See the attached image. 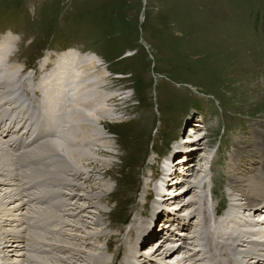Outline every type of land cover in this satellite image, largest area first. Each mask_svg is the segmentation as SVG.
Here are the masks:
<instances>
[{
	"label": "rangeland",
	"instance_id": "obj_1",
	"mask_svg": "<svg viewBox=\"0 0 264 264\" xmlns=\"http://www.w3.org/2000/svg\"><path fill=\"white\" fill-rule=\"evenodd\" d=\"M3 46L10 47L13 52L3 71L4 74L9 71L11 76L0 80L2 120L38 119L39 93L35 87L39 85L40 63L47 59L50 66L46 68L52 70V62L60 51L69 47L94 54L101 63L98 68L107 74L108 92H115L120 98L117 102H104L103 124L98 123L99 117L95 115L90 118V123L97 125L106 137L98 143L104 140L102 148L114 154L103 155L96 150V145H92V156L96 155L93 159L90 157L91 161L85 160L87 163H99L101 168L104 167L102 172H111L101 181L109 182L114 190L113 199L97 205L107 212L100 216L105 226L92 224L99 220V216L94 215V207L88 209L94 211L83 217V222L79 221L81 233L71 226L62 227L57 220L52 225L60 226L65 234L60 235L61 232L47 241H57L61 256L70 261L71 254L67 248H75L81 250L82 257L73 264H90L91 259L97 256L108 259V264L130 260L134 264H154L155 261L159 264H212L209 259L212 254L228 264L227 255L235 264H256L245 252L242 241L229 239L238 236L236 230L231 237H228L230 232H217L219 218L215 216V210L219 206L227 207L238 213L241 221L252 220L242 194L250 192L247 184L253 177L249 171L252 166L247 163L246 156L252 153H256V158L258 156L251 127L254 125L264 130V0H0V47ZM49 56L56 58L50 59ZM41 69H44L42 64ZM198 114L205 119V129L194 137L199 143H193L194 150L197 148L193 155L197 157L189 159L192 165L185 170V181L171 187V191H177L176 195L163 203L165 216H177L187 225L183 230L185 239L172 242L160 235L153 241L146 239L131 253H123L125 244L131 246L129 231L134 221L144 223L148 219L146 217H153L142 214L147 210L146 204L150 211L156 205L154 200L145 198L144 192L147 188L153 190L154 178L160 174V158L172 149L171 144L181 135L186 123L188 127L194 124ZM112 129L119 133L112 132ZM22 133L15 132L6 139H17ZM202 134L205 137H201L200 143L197 137ZM261 136L264 137V132ZM38 148L29 146L25 152L30 153L14 155L0 140V154L7 152L12 158L11 165L0 166V175L4 178L13 169L18 171V160L21 159L23 167L19 173L23 180L15 178L14 181V184L19 181L21 195L28 199L30 194L24 188L27 189V185L22 183L29 182L31 178L37 181V190H42L50 188L45 177H62L63 180H51L53 188L45 190L57 189L62 200L57 209L49 208L51 211H44L46 207L30 202L27 205L26 199L24 210L13 211L14 205L6 207L0 201L1 263L42 264L46 261L45 264H70L44 255L53 254L47 247V252L43 250L42 254L44 247L37 241L42 242L47 235L44 236L36 227L29 228L27 221L28 217L34 223L38 217L41 220L52 215L72 224L76 223L71 219L79 220L66 215L68 201L73 200L67 185L72 180L56 170L54 161H59V156L46 145ZM238 152L245 157L234 158ZM185 154L192 153H180L175 157L177 163V158ZM64 156L67 157L66 154ZM102 172L89 173L88 177L93 176L96 181L102 178ZM17 175L16 172L14 176ZM254 187L255 190L257 187ZM95 191L97 194L103 192L102 188ZM77 192L85 193L84 190ZM247 195L251 201L249 205L257 207L259 200L256 203ZM30 198L33 201L32 195ZM22 223L25 224L21 226ZM109 224L124 229L112 243L110 252L104 250L106 240L91 241L92 244L85 241L86 244L74 239V234L115 233L116 228H106ZM259 224L255 229L264 231L262 219ZM175 227L176 224L172 229ZM186 227L191 228L188 230ZM207 228L212 233V244L207 241ZM9 233L14 236L20 233L31 240L18 243L12 240L7 244L3 238L11 239L13 234ZM260 237L264 238V234ZM228 243L233 247L222 246ZM158 246L159 252L152 255L151 251ZM226 251L229 253L224 255ZM194 253L197 256L194 257Z\"/></svg>",
	"mask_w": 264,
	"mask_h": 264
},
{
	"label": "bare ground",
	"instance_id": "obj_2",
	"mask_svg": "<svg viewBox=\"0 0 264 264\" xmlns=\"http://www.w3.org/2000/svg\"><path fill=\"white\" fill-rule=\"evenodd\" d=\"M11 53H12V49L10 47H7V46H3L2 48L0 47V65L3 64V62L7 59V57L11 55ZM49 62L50 61L45 59V61L41 63L42 68L46 69L45 67H47L50 64ZM52 64H53V69L48 71V73L43 74L41 76L39 85H37V88H36L37 89L36 91L41 96L40 105L42 108L43 122L45 124L44 126L48 127L47 129H44V130L48 132L51 131V132L47 133L41 130L35 136L31 145H34L37 147L46 145L49 150L55 152L56 156H59V161H54L56 170L58 172H62L68 175L70 179L72 180L67 185L69 186V193L73 194L71 195V199L73 200L72 201L70 200L71 202L68 201L70 204H69V207L65 208L66 215L71 218H75L79 220L76 221L74 219H71L70 221H74L76 223V224H72L70 222L67 223L65 221H62L59 216L56 217V215H52L49 218L45 217V219H41L40 225H38L37 221L33 223L32 221L33 219H30L31 221L28 219L30 221L28 224L32 226L35 225L37 228L40 229V231L43 233L44 236L52 234L53 237H56L58 236V234L62 232L61 228L52 227V224H54L57 220L60 224H62V227L65 228L67 226H71V229H75L77 230V232L79 231L81 233L82 230H81L80 222L84 221L82 218L88 217L87 214L90 213L91 211H94V210H88V209H90L91 207H94L96 209L95 211L96 214L94 215L104 216L107 213L103 208H100L97 205L101 203L104 205V202H110V200L113 199L114 190L109 185V182L106 181L103 183V181H101L105 179L108 175L110 176L111 172L108 170H105L104 172H102L104 167L101 168L99 163H90V162L87 163L85 160L91 161V158L93 159V157L96 155V153H94L95 155L92 156L93 154L91 153V150L93 151L91 147L92 145H96L97 147L96 150L100 151V153L103 155L112 156V154H114L112 151L102 148L101 145L104 140L101 142V144L98 143L99 140H102L106 137H105V134L102 132V130H100L97 127V125L90 123V118H92L91 116L95 115L99 117L98 123L103 124L104 118H102V113L104 112L103 110L104 102H107V103L109 101L117 102L120 98L119 96H117L115 92L113 94H111L112 92L109 93L110 88H108L107 86V74L105 73L104 69L98 68L101 65V63H100V60L94 54H85L83 52H80L77 49L71 48L65 51H61L59 55L57 56V58L52 62ZM10 76L11 74H9V71H8V73H6L4 76V80L9 79ZM59 108H60V112H62L60 114L61 116H59L58 114ZM90 112L92 113V115H90ZM61 123H64V125L62 128V131L59 132L56 127L58 126L57 124H61ZM1 127L3 129L0 132V140L4 147L8 148L11 152L16 147H18V149L19 147L25 148L22 144H17L16 142L5 141L3 139L6 136L11 135V132L14 126L12 125L9 126L7 125V123H5ZM252 130L256 134H259L260 130L262 129L260 128L256 129L255 127L252 126ZM117 131L115 132L113 130L112 132L119 133ZM29 135H30V131L25 130L24 136H29ZM197 139H198L197 141L201 143L200 141L201 137ZM259 139H260L259 144L257 146L259 150L257 158L254 156H253L254 158H251L250 157L251 155L249 156V160H251L250 164L253 166L251 168L253 170V171L251 170L253 172V177L251 178L250 181L254 182L255 185L256 183L260 184V187H261L260 190H258V188H256L255 190L259 191V193L256 195L259 200L258 203L261 204L260 206L264 208V138L260 136ZM182 142L184 143V141ZM73 147H76V149ZM22 153L25 154V152H22ZM11 154H13V152ZM64 154H66L67 157H65ZM183 156L185 155H182L180 158L182 159ZM238 156L239 158H241V156L243 155L238 154ZM11 159L12 158L9 153L7 152L1 153L0 154V166L5 165V164L11 165L12 164ZM181 159L180 161L183 162V160ZM47 160L48 159L45 158V161ZM93 162H97V161H93ZM18 163H20V166H23L21 159L18 160ZM88 167H90L91 169L85 170ZM169 167H170V163H166V165L163 168L167 172V170H169ZM185 167L186 166L184 165L182 167V170H184ZM92 171H95V172H92ZM97 172H102V178H97L95 181V177L93 176L88 177L89 173L95 175ZM15 174H16V170L13 169L9 175L8 174L4 175V178L6 179H4L2 175H0V201H2L3 203H5V205H8V206L14 205L12 206L14 207V211L24 210L25 207L29 204L28 202L32 204H41L50 209H57V207L59 206L61 202L60 200H62V197H59L57 194V189H54L50 192L45 191V190L42 192L38 190L34 191L32 190V188L35 187L34 183H32V182H35L34 179L30 180L29 182H24L25 184L22 183V185L23 186L27 185V189L26 187H24L25 191L27 192L28 190L27 193L33 196V199H32L33 201H30L31 198L29 194H26V195H29L28 199H26V197L24 198L20 193V188L18 185H19V181L23 180L22 174H18L17 176H14ZM15 178H19V181L14 184V181H16ZM47 178L49 180H63L62 177L47 176ZM79 181H83V184H79ZM53 185L55 187H58L54 183ZM192 185H193V182H192ZM70 186H72V188H70ZM98 188H102L103 192L100 194H97L95 190H97ZM58 190H61V188L60 189L58 188ZM82 190H84L85 193L80 194L77 192V191H82ZM87 190H89L91 193H88ZM154 191L156 192V194L160 196L167 195L165 193L166 190L164 189V185L161 182L158 183L154 187ZM185 191L187 190H184V192ZM144 193H146V199H150L152 197L153 190H151L150 188H147L146 192ZM176 193L177 191L174 192V194ZM133 194L135 195V193ZM243 196H245V198L248 200L250 199V197L247 194H244ZM25 199L27 200V205L24 201ZM254 201L256 200L254 199ZM81 202H83V204H81ZM70 206H74L75 208L70 207ZM146 207H147V210L143 212V215L155 216V212L152 210L150 211L151 208L149 207L148 204H146ZM254 208L256 210L258 209V207L256 206H251V209H254ZM44 211H48V209H45ZM229 218L233 220V219H236L237 216L230 214V212H228L226 219H229ZM92 224L97 225V226H103V225L105 226V221L103 219H99L97 223L92 222ZM179 224H180V227L185 226V224H181V222ZM146 227L147 226L145 222L144 223L134 222V226L132 227V229H130V235H129L131 237L130 238L131 246H128L126 244L124 245V250H125L124 252L126 254L137 250L138 245L135 242V237L136 235H139V234L142 236V234L145 233ZM218 227H219V229H217L218 233L232 232L233 230L237 231L240 229L238 225H236V228H234L233 225L225 224V220H220L218 222ZM106 228H114V229L116 228L115 229L116 232L113 234H108L102 231L100 233L97 232L93 235L90 234L91 236H82L81 234H78V235L74 234L75 235L74 239L79 240V242L80 241L84 242L86 244L87 242L85 241H88L91 243V241L99 242L102 240H106L107 246L105 247L104 250L107 252H110L112 249V246H111L112 243H114V241L119 237L120 233L123 232V227L109 224L107 225ZM183 230L184 229H180V234L178 235H183L184 234ZM243 232H245L243 233L244 236L248 234L246 233V230H243ZM64 234H65V231L62 232L60 235H64ZM6 238H9V237L7 236L4 237V239ZM16 238H17L16 241L18 243L19 241L18 239H20L19 236H14L12 237V239H6L5 242L6 243L11 242L12 240ZM20 245H21V242L19 246ZM45 245L46 246L52 245L54 246L55 250H57L60 247L55 242L52 244H45ZM19 246L17 245V247ZM173 249L174 247L172 248L171 246V250ZM44 251L46 250L44 249ZM67 251H69V254H71L70 258L72 259V262H71V259L69 261L64 256H58V257L54 256V258L58 262L64 261L65 263L73 264V262H77L82 257L81 256L82 254L80 255L81 250H78L75 248H67ZM151 252H152V255L157 254L159 252V246L156 247ZM151 252H147V253H151ZM261 254L262 255L260 254L259 255L264 257V251H262ZM167 255H168V252H167ZM97 257L98 258L96 257L92 258L90 261V264H108V259H106L105 257L103 256H97ZM227 259L230 262V264H232L230 260V256H227ZM147 260L149 261V259ZM45 263L46 261L43 262L42 264H45ZM122 264H133V263H131L130 261H125L124 263L122 262Z\"/></svg>",
	"mask_w": 264,
	"mask_h": 264
}]
</instances>
